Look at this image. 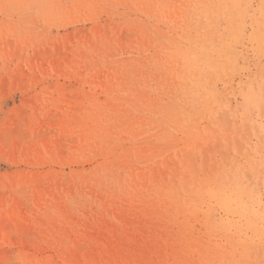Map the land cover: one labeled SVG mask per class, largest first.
<instances>
[{"label":"rangeland","instance_id":"rangeland-1","mask_svg":"<svg viewBox=\"0 0 264 264\" xmlns=\"http://www.w3.org/2000/svg\"><path fill=\"white\" fill-rule=\"evenodd\" d=\"M261 124L264 0H0V264H264Z\"/></svg>","mask_w":264,"mask_h":264},{"label":"bare ground","instance_id":"bare-ground-1","mask_svg":"<svg viewBox=\"0 0 264 264\" xmlns=\"http://www.w3.org/2000/svg\"><path fill=\"white\" fill-rule=\"evenodd\" d=\"M213 191H214V190H213ZM235 193H236V192H235ZM225 198H226V197H225ZM236 198L238 199V197H236ZM237 199H236V200H237ZM225 200H226V199H225ZM225 200H224V201H225ZM239 200H240V199H239ZM240 201H241V200H240ZM234 202H235V201H234ZM225 203H226V202H225ZM236 203H237V202H235V204H236ZM226 204H227V203H226ZM242 204L244 205V203L241 201V203H240V204L237 203V204L235 205V207H236V209H238L240 212L242 211V212L244 213V206H245V205L243 206ZM228 212H229V211H228Z\"/></svg>","mask_w":264,"mask_h":264},{"label":"clouds","instance_id":"clouds-1","mask_svg":"<svg viewBox=\"0 0 264 264\" xmlns=\"http://www.w3.org/2000/svg\"><path fill=\"white\" fill-rule=\"evenodd\" d=\"M260 127H261V128H264V124H261Z\"/></svg>","mask_w":264,"mask_h":264}]
</instances>
